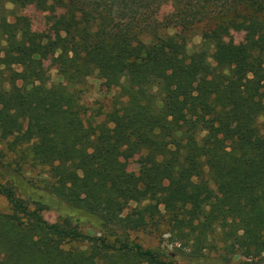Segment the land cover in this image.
Segmentation results:
<instances>
[{"label": "trees", "instance_id": "16d2710c", "mask_svg": "<svg viewBox=\"0 0 264 264\" xmlns=\"http://www.w3.org/2000/svg\"><path fill=\"white\" fill-rule=\"evenodd\" d=\"M92 75L118 89L103 120L83 101ZM28 161L49 178L22 196ZM0 194V264H178L132 238L161 219L191 264L264 260V0H0Z\"/></svg>", "mask_w": 264, "mask_h": 264}, {"label": "rangeland", "instance_id": "374dc122", "mask_svg": "<svg viewBox=\"0 0 264 264\" xmlns=\"http://www.w3.org/2000/svg\"><path fill=\"white\" fill-rule=\"evenodd\" d=\"M12 7V6H11ZM173 5L171 3L166 4L162 9V14L172 11ZM19 13L27 15L30 17L33 29L36 31H49L51 37L54 35L51 33L47 21L49 13L44 12L35 6H29L24 9H18ZM243 33H234L236 42H240L243 39ZM201 42V37L199 35L194 36L189 44L188 49L190 52H193ZM44 64L51 75V83L62 82V78L59 76L57 69L52 65L51 62V53L48 51L47 55L43 58ZM206 73V70H200L199 74L203 75ZM118 89L108 90L104 84L103 80L98 78L96 75H92L87 79V91L84 93L83 101L86 105L90 107V111L93 113L101 112L102 114L98 120H103L105 114L112 109V106L116 102V94ZM95 115V114H94ZM220 125V134L223 136L225 132L231 131L236 123L225 122ZM15 155L10 157V160L14 158ZM142 154H137L128 163L129 171L134 174H139L140 164H141ZM9 160V159H7ZM23 168V180L22 183V192L21 195L24 196V193L34 194L38 190L39 192L44 191L46 181L49 178V167L33 164L30 161L26 162ZM135 206V203L130 204V209ZM60 209L66 214L68 211V206L63 203L61 204ZM0 211L2 212H11V205L8 199L0 194ZM44 217L50 222L61 221V213L57 210H45L43 212ZM78 230H81L84 233H90L92 235L99 234V230L95 227H90V223L84 220L75 221ZM89 226V227H88ZM132 238L140 243L144 248H160L166 253H169L173 258L178 262V264H191L188 259L184 257L185 254H190L191 248L189 244L182 245L180 241L175 240L169 233V225L165 219H161L158 222L149 224L145 229L132 232ZM86 247V244L83 242L72 241L65 245V248L71 247ZM221 244H219V247ZM207 258L212 260H219L220 251L217 249H208L205 251ZM209 263L210 264V260ZM240 260L250 261L249 264H264V260H251L243 255H238L233 257V264H238ZM205 261V260H204ZM206 263V261H205ZM207 264V263H206ZM215 264H223L221 262ZM226 264V263H224Z\"/></svg>", "mask_w": 264, "mask_h": 264}]
</instances>
